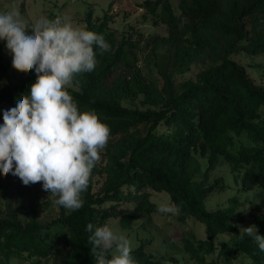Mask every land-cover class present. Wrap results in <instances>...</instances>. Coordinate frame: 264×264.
Wrapping results in <instances>:
<instances>
[{"label": "trees", "instance_id": "16d2710c", "mask_svg": "<svg viewBox=\"0 0 264 264\" xmlns=\"http://www.w3.org/2000/svg\"><path fill=\"white\" fill-rule=\"evenodd\" d=\"M143 7L169 28L150 43L162 87L147 78L132 57L133 44L118 37L107 19H89L88 30L102 34L110 48L103 55L97 49L95 70L77 76L67 90L80 111L94 110L110 128L103 163L92 170L78 211L55 205L56 214L41 219L55 199L40 201L45 192L22 213L0 208V264H97L88 223L95 229L118 219L130 228L157 211L153 192H166L181 220L192 216L205 224L206 239L182 236L198 263L212 255L211 264H264L257 242L240 235L254 225L264 236V205L248 222L239 196L255 187L264 195V85L236 59L264 54V0H180V14L172 0H146ZM6 43L0 40V125L4 111L29 94L37 79L34 70L11 78ZM199 62L207 65L197 79L175 85L177 72ZM137 96L146 109L125 104ZM223 162L228 177L212 181ZM95 174L104 176L98 190ZM231 182L239 194L208 209L211 195L233 187ZM226 233L229 238L217 244ZM131 255L137 264H162L145 243L132 247Z\"/></svg>", "mask_w": 264, "mask_h": 264}, {"label": "clouds", "instance_id": "9594fccd", "mask_svg": "<svg viewBox=\"0 0 264 264\" xmlns=\"http://www.w3.org/2000/svg\"><path fill=\"white\" fill-rule=\"evenodd\" d=\"M0 40L7 42L12 66L22 73L34 70L37 77L30 93L3 113L0 173L17 176L25 186L42 182L54 205L78 211L110 128L94 110L80 111L67 89L77 76L95 70L96 50L103 55L110 46L102 34L75 25L69 17L41 16L29 23L15 8L0 11ZM157 211L169 214L179 208L163 201ZM93 229L88 223L97 264H137L126 235L107 224ZM240 235L253 238L264 251V236L256 226L243 228Z\"/></svg>", "mask_w": 264, "mask_h": 264}, {"label": "rangeland", "instance_id": "374dc122", "mask_svg": "<svg viewBox=\"0 0 264 264\" xmlns=\"http://www.w3.org/2000/svg\"><path fill=\"white\" fill-rule=\"evenodd\" d=\"M146 0H0V11L15 8L20 13V18L29 23H34L41 16L49 19L57 17H69L75 25L88 30L89 19L93 23H100L107 19L108 25L115 30L118 37H126L133 46L132 57L136 59L143 73L150 81L155 82L158 87L163 85V76L156 66L155 54L151 39L168 35V25L156 22L148 10L143 7ZM180 0H172L177 14L181 11L178 7ZM6 62L11 78L19 79L22 72H18L12 66V54L5 49ZM241 63L247 66V70L254 80L264 85V54L246 58L243 54L236 55ZM209 63V60H206ZM207 64L199 62L193 63L187 71L177 72L174 76L175 85H180L187 80L197 79L198 73ZM75 85L73 84V86ZM125 104L132 108L146 109L147 105L142 101V96L126 98ZM103 163V152L101 161ZM229 165L221 163L212 173L211 180H216L221 176L228 177ZM104 176L95 174L94 190L101 187ZM228 188L224 192H217L208 199L207 208L217 209L228 205L230 197L239 194L236 185ZM39 199L47 201L49 193L42 188V182L25 186L22 181L9 173L4 176L0 173V208L2 210L14 209L22 213L28 210L34 197L43 193ZM241 207H248V222L254 219V214L259 213V209L264 205V195L258 187L251 190H243L240 194ZM152 200L158 204L163 201L171 203L170 196L166 192H153ZM50 201V200H49ZM51 204L47 210L41 211V219H47V215L56 214L57 208ZM49 209V210H48ZM56 209V210H55ZM113 230H117L131 241V247L139 243H145L146 250L150 251L162 264H200L184 248L182 236H194L197 239H206V226L198 219L189 216L185 220L179 218V211L176 213L162 214L155 211L151 214L143 215L134 221L130 228L123 227L118 219H114L108 225ZM229 233L222 234L217 239V244L228 239ZM212 255H207L204 264H211Z\"/></svg>", "mask_w": 264, "mask_h": 264}]
</instances>
